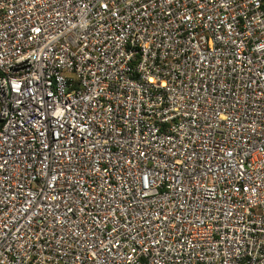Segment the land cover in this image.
<instances>
[{"label": "built area", "instance_id": "built-area-1", "mask_svg": "<svg viewBox=\"0 0 264 264\" xmlns=\"http://www.w3.org/2000/svg\"><path fill=\"white\" fill-rule=\"evenodd\" d=\"M0 264H264V0H0Z\"/></svg>", "mask_w": 264, "mask_h": 264}]
</instances>
